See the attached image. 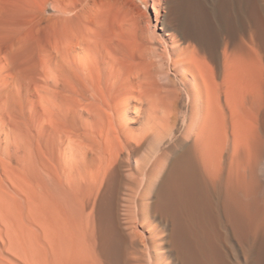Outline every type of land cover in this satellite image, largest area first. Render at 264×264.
Segmentation results:
<instances>
[{"label":"bare ground","instance_id":"obj_1","mask_svg":"<svg viewBox=\"0 0 264 264\" xmlns=\"http://www.w3.org/2000/svg\"><path fill=\"white\" fill-rule=\"evenodd\" d=\"M140 1L0 0V264H264V0Z\"/></svg>","mask_w":264,"mask_h":264},{"label":"rangeland","instance_id":"obj_2","mask_svg":"<svg viewBox=\"0 0 264 264\" xmlns=\"http://www.w3.org/2000/svg\"><path fill=\"white\" fill-rule=\"evenodd\" d=\"M140 1V0H139ZM191 0H189V2H190ZM209 1H211V2H209V4H210V6H212L211 8V12L213 11V10H215V8H214V6H213V4H214V2L216 1V0H209ZM213 1V2H212ZM141 2V1H140ZM143 7H144V9L146 10V11H148V14H150V16H152V18H153V9H151V7H149V6H147V5H145V4H143ZM53 11L50 9V8H48V10H47V14H51ZM212 14V13H211ZM213 15V14H212ZM215 21H213V23H214Z\"/></svg>","mask_w":264,"mask_h":264}]
</instances>
